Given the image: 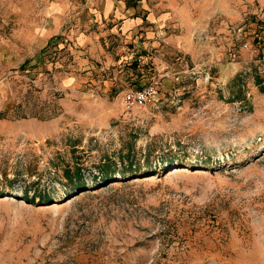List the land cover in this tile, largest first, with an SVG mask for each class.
Masks as SVG:
<instances>
[{
  "label": "rangeland",
  "instance_id": "1",
  "mask_svg": "<svg viewBox=\"0 0 264 264\" xmlns=\"http://www.w3.org/2000/svg\"><path fill=\"white\" fill-rule=\"evenodd\" d=\"M46 2L0 0V264H264V0L90 74L41 57Z\"/></svg>",
  "mask_w": 264,
  "mask_h": 264
},
{
  "label": "crops",
  "instance_id": "2",
  "mask_svg": "<svg viewBox=\"0 0 264 264\" xmlns=\"http://www.w3.org/2000/svg\"><path fill=\"white\" fill-rule=\"evenodd\" d=\"M241 1L250 0L233 3L240 6ZM227 3L228 0H82L78 16H71L66 15L70 0H47L43 14L48 26L35 35L43 51L55 41L54 62L61 49L70 50L76 66L90 74L97 69L98 60L115 63L114 51L128 50L132 56L164 47L184 48L182 43L187 42L190 29L182 33L181 27L192 28L193 20L199 19L197 13L199 17L218 10L228 13L232 5ZM57 34L61 35L54 40ZM71 79L77 77L70 75L62 80L66 84Z\"/></svg>",
  "mask_w": 264,
  "mask_h": 264
},
{
  "label": "built area",
  "instance_id": "3",
  "mask_svg": "<svg viewBox=\"0 0 264 264\" xmlns=\"http://www.w3.org/2000/svg\"><path fill=\"white\" fill-rule=\"evenodd\" d=\"M55 41L52 46L43 51L41 57L52 64L55 61L56 51L53 49ZM156 89L152 83L139 84V87L131 88L124 92L123 100L126 108H131L132 106H144L148 102L154 100L156 95Z\"/></svg>",
  "mask_w": 264,
  "mask_h": 264
},
{
  "label": "bare ground",
  "instance_id": "4",
  "mask_svg": "<svg viewBox=\"0 0 264 264\" xmlns=\"http://www.w3.org/2000/svg\"><path fill=\"white\" fill-rule=\"evenodd\" d=\"M177 171H179V169H174V172H172V174L176 173ZM149 179H152V178H150L149 176V177H144L142 180H149ZM138 180H141V179H136L135 181H138ZM55 207H58L56 203H54L53 206H51V208H55Z\"/></svg>",
  "mask_w": 264,
  "mask_h": 264
},
{
  "label": "trees",
  "instance_id": "5",
  "mask_svg": "<svg viewBox=\"0 0 264 264\" xmlns=\"http://www.w3.org/2000/svg\"><path fill=\"white\" fill-rule=\"evenodd\" d=\"M257 83H260V82H257ZM261 87H262V88H261V89H262V92H264V87H263V86H261Z\"/></svg>",
  "mask_w": 264,
  "mask_h": 264
}]
</instances>
